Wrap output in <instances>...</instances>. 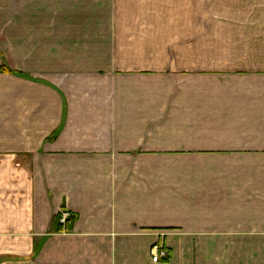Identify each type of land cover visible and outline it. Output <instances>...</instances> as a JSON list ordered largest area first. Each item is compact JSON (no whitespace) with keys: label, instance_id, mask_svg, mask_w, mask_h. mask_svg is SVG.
<instances>
[{"label":"crops","instance_id":"crops-1","mask_svg":"<svg viewBox=\"0 0 264 264\" xmlns=\"http://www.w3.org/2000/svg\"><path fill=\"white\" fill-rule=\"evenodd\" d=\"M103 3L0 0V264H264V0Z\"/></svg>","mask_w":264,"mask_h":264},{"label":"rangeland","instance_id":"rangeland-1","mask_svg":"<svg viewBox=\"0 0 264 264\" xmlns=\"http://www.w3.org/2000/svg\"><path fill=\"white\" fill-rule=\"evenodd\" d=\"M228 1L231 2V5H238V3H239L240 0H228ZM246 3H247V5L253 6L254 5V0H246ZM107 5L108 4L105 3V0H104V3L102 4L103 8H105ZM35 31H34V33L32 32L33 34H30L28 36V38H38L40 40V42H41V40L43 41V40H46L47 38H50V29L44 30V27H40V31H36V32ZM38 49L40 50V53H42V51L44 52L46 50V47L39 46ZM8 193H10V192H8ZM64 212H67V211L61 210L59 212V214L57 215L58 218H56L57 219L56 221L57 222H60L61 224H62V222H61L62 213H64ZM70 218H71V216L69 214L68 218L63 222V224H66V221L68 219H70ZM40 246H42V243L40 244Z\"/></svg>","mask_w":264,"mask_h":264},{"label":"built area","instance_id":"built-area-1","mask_svg":"<svg viewBox=\"0 0 264 264\" xmlns=\"http://www.w3.org/2000/svg\"><path fill=\"white\" fill-rule=\"evenodd\" d=\"M68 216H69L68 212L62 213L61 222H64L68 218ZM167 257H168V252L163 245L162 246L155 245L152 248L151 259L153 262H158L159 260L165 259Z\"/></svg>","mask_w":264,"mask_h":264},{"label":"trees","instance_id":"trees-1","mask_svg":"<svg viewBox=\"0 0 264 264\" xmlns=\"http://www.w3.org/2000/svg\"><path fill=\"white\" fill-rule=\"evenodd\" d=\"M3 69H4V71L7 70L8 72H11V71L8 70V69H5V68L0 67V70H3ZM74 220H75V217H71L70 219H68V220L66 221L65 228H66L67 230H70V229L72 228L73 223H74Z\"/></svg>","mask_w":264,"mask_h":264}]
</instances>
